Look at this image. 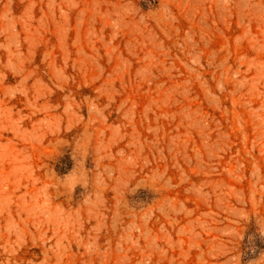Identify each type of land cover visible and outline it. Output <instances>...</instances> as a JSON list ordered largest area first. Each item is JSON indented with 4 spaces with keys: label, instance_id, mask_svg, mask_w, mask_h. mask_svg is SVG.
Wrapping results in <instances>:
<instances>
[{
    "label": "rangeland",
    "instance_id": "obj_1",
    "mask_svg": "<svg viewBox=\"0 0 264 264\" xmlns=\"http://www.w3.org/2000/svg\"><path fill=\"white\" fill-rule=\"evenodd\" d=\"M0 264H264V0H0Z\"/></svg>",
    "mask_w": 264,
    "mask_h": 264
}]
</instances>
